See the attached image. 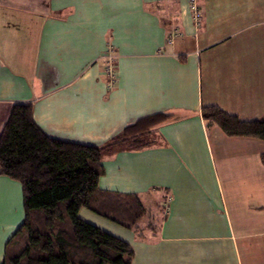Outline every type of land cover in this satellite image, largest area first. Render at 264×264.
<instances>
[{
    "label": "crops",
    "instance_id": "1",
    "mask_svg": "<svg viewBox=\"0 0 264 264\" xmlns=\"http://www.w3.org/2000/svg\"><path fill=\"white\" fill-rule=\"evenodd\" d=\"M258 16L264 0H0V131L15 103L47 136L94 146L166 115L146 146L102 156L99 189L134 195L142 215L79 218L127 242L130 264H264V140L201 116L264 118ZM23 219L22 185L0 173V264Z\"/></svg>",
    "mask_w": 264,
    "mask_h": 264
},
{
    "label": "trees",
    "instance_id": "2",
    "mask_svg": "<svg viewBox=\"0 0 264 264\" xmlns=\"http://www.w3.org/2000/svg\"><path fill=\"white\" fill-rule=\"evenodd\" d=\"M201 116L227 136L264 140V118L243 121L214 105L203 106ZM166 117L157 114L136 120L107 144L94 146L47 136L33 121L30 104H13L0 131V173L21 183L24 219L7 242L1 264H130V245L82 220L78 211L85 207L134 224L143 212L139 200L98 187L102 156L117 146H146L149 128ZM261 159L264 162V154ZM22 235V250L8 263V249Z\"/></svg>",
    "mask_w": 264,
    "mask_h": 264
},
{
    "label": "built area",
    "instance_id": "3",
    "mask_svg": "<svg viewBox=\"0 0 264 264\" xmlns=\"http://www.w3.org/2000/svg\"><path fill=\"white\" fill-rule=\"evenodd\" d=\"M195 0H191L194 3ZM170 41V39H169ZM102 72L105 75L106 84L108 87H112L116 81V70H115V55L112 54V51L106 52L102 56Z\"/></svg>",
    "mask_w": 264,
    "mask_h": 264
},
{
    "label": "rangeland",
    "instance_id": "4",
    "mask_svg": "<svg viewBox=\"0 0 264 264\" xmlns=\"http://www.w3.org/2000/svg\"><path fill=\"white\" fill-rule=\"evenodd\" d=\"M254 21L264 22V16H258L256 19H252L251 22H254ZM261 25L264 26V24H259V26H261ZM258 28H260V27H258ZM106 52H108V49L104 53H106ZM113 52H115V51L113 50ZM35 219L36 218L34 216H32L31 221H32V224H34V225H35V223H34L35 222ZM23 238H24L23 235L20 236L19 238H17L15 240L14 244L12 245V248L11 249H8V252H7V261L9 259L11 260L12 257L17 256L21 252L22 247H23ZM8 263H9V261H8Z\"/></svg>",
    "mask_w": 264,
    "mask_h": 264
}]
</instances>
